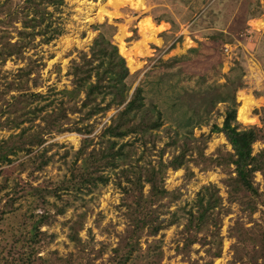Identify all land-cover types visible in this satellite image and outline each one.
Returning a JSON list of instances; mask_svg holds the SVG:
<instances>
[{
    "label": "rangeland",
    "instance_id": "obj_1",
    "mask_svg": "<svg viewBox=\"0 0 264 264\" xmlns=\"http://www.w3.org/2000/svg\"><path fill=\"white\" fill-rule=\"evenodd\" d=\"M65 3L59 20L64 34L47 45L38 43L37 38L36 47L25 52V59L9 60L2 65L0 76H6L7 82L17 78L21 68L29 67L32 73L28 91L44 95L45 100L48 97L55 99V107H58L59 92L75 87L74 77L70 74L74 61L79 62L83 52L89 54L94 40L104 33L117 46L119 53L123 45L125 54L135 60L136 69L128 67L130 94L142 86L146 105L158 103L164 111L165 123L155 132L158 135L155 145L148 143L145 146L141 141H135L133 136L120 140L118 145L134 142L125 150L130 151L129 159L135 165L137 161L138 165L157 167L160 160L167 164L179 154L184 135L188 139H199L193 145L201 144L205 157H216L219 151H232L223 134L211 133L214 123L222 125L225 112L231 107L229 102H217L208 118L204 119L206 122L189 126L192 110L198 109L201 102L196 94L199 90L205 95L234 96L236 121L242 128L257 127L260 130V139L253 145V153L264 150V0H65ZM149 22L155 31L145 34L144 29ZM99 25L105 26L98 28ZM124 58L128 66V59ZM174 58H180V61L173 62ZM240 78L242 86L239 87ZM34 81H37V86H33ZM4 82L5 79L0 77V83L5 86ZM5 98L9 99L10 94ZM240 98L252 102L249 117L254 119V123L245 124L238 118V111L244 103ZM45 100H40L41 104ZM107 100L109 97L105 98ZM123 108H113L94 116L87 122L93 126L92 132L87 135L65 132L46 136L45 145H52L48 151L52 160L43 171L33 172V176L28 175L32 167L19 173L17 165L25 160L22 157L13 165L1 167L0 170L7 169L8 172L0 176V184L8 178L10 186L0 192V198L11 191L14 182L27 188L29 185L56 186L69 176V169L74 165L79 167L81 161L77 165L74 162L82 140L93 139L90 149H99L104 127ZM84 113H69V116L79 119ZM182 113H186V117L180 118ZM179 124L187 125V128L180 127L177 135L174 130ZM189 130L193 131V135H188ZM9 134L1 131L0 138ZM176 138L178 141H175ZM197 155L196 152L187 155L190 161L185 166L166 169L164 188L176 195L158 200V203L155 201L154 206L161 203L168 205V213L162 214L161 219H169L175 212L182 215L184 211L181 209L190 210L204 187L215 185L222 198V206L229 209L227 214L222 212L220 216V256H211L219 240L215 241L210 235L206 239L215 241L212 246L196 242L182 252L185 236L182 233L183 218L180 224L171 225L156 236L148 234L146 228L139 234L138 240L135 234L132 244L126 247L128 230L136 217L122 205L124 194L117 184L115 172L106 170L102 174L111 177L107 184L99 183L91 192H84L81 198L59 190L63 201L47 195L48 202L42 204V200L34 201L27 193L25 197L18 198L13 206L6 207L5 212L4 204L0 203V264H10L28 251L23 237L28 225L25 228L22 225L23 212L29 213L34 209L36 213H42L46 210L55 216L56 208L52 204L65 205L66 200L70 205L65 206L64 213L56 215L52 225L41 228L47 235H53L52 241L48 238L47 242H51L39 252V257L49 262L71 256L73 264H116L120 261L122 264H242L234 258L236 239L232 237L231 229L238 220L249 228L254 227L255 222L262 223V210L260 208L261 211L254 212L250 217L241 205L229 203L226 186L229 170L207 167L202 162L197 164L192 160ZM255 183L264 196V179L260 173L256 174ZM126 184L122 181V185ZM149 189V185L144 183L140 199L148 198ZM83 211H87V217L84 228L79 232L81 243L76 245L68 237L69 225ZM198 237H202V233ZM244 260L247 261L246 258Z\"/></svg>",
    "mask_w": 264,
    "mask_h": 264
},
{
    "label": "trees",
    "instance_id": "obj_2",
    "mask_svg": "<svg viewBox=\"0 0 264 264\" xmlns=\"http://www.w3.org/2000/svg\"><path fill=\"white\" fill-rule=\"evenodd\" d=\"M65 4V0H0V67L9 60L25 59V52L36 47L37 38H39L38 43L47 45L62 36L64 27L59 20ZM104 26L99 25L98 28ZM179 61L180 58H174L173 62ZM31 73V68H21L17 78L9 82L6 81V76H0L5 79V86L0 83V132H10L6 137L0 138V168L13 165L22 157L25 160L17 165L19 173L32 167L33 170L29 171L28 175L33 176V172L43 171L52 160V157L48 156L52 145H45L46 136L65 132L87 135L93 128L87 122L94 116L99 113L104 114L113 108L119 109L122 106L124 108L120 109L111 119L110 124L104 127L100 135L102 146L99 149L95 147L90 149L94 144L93 139L82 140L80 149L75 153L76 161L74 162L76 165L78 161L81 163L79 167L74 165L72 169H69L68 177H64L56 186L51 184L53 187L50 188L32 185L27 188L26 185L14 182L11 191L0 198V203L4 204L3 212L7 210L6 207L13 206L18 198L25 197L27 193L33 197L34 201L42 200V204L48 202L47 195L63 201L58 194L59 190L70 193L75 198H81L84 192H91L93 188L98 187L99 183L107 184L111 177L102 173L110 170L115 172L117 184L124 194L122 205H125L136 217L132 228L128 230L126 247L132 244L131 240L135 238V234L138 240L139 234L146 228H148V234L156 236L161 230L180 224L183 218L185 222L182 233L185 236L182 252L189 250L196 242L212 246L218 239L215 251L211 253L212 257H218L222 248L218 230L221 225L220 216L222 212L227 214L229 209L222 206V198L215 185L204 187L190 210L181 209L184 211L182 215H177L178 212H175L169 219H161L162 214L168 213L166 210L168 205H161V203L157 207L154 206L155 201L158 203V200L176 195L164 188L166 169L168 167L178 169L185 166L190 161L187 160V155L196 152L197 158L192 160L198 162L197 164L202 162L207 167L217 166L229 170V176L226 179L229 203H238L250 217L261 208L262 223L255 222L254 227L249 228L238 220L231 229V235L236 239L233 245L235 260L242 264H264V196L255 183L257 173H260L264 179V150L253 153V145L260 139V130L257 127L242 128L236 121L237 103L234 96L228 98L222 95H205L199 90L196 94L201 100L200 105L198 109L192 110L191 118L188 119L189 126L201 125L214 110L213 107L217 102H229L231 107L229 106L225 112L222 125L214 123L211 133L223 134L232 148L231 152L219 151L216 157H205L204 147L201 144L193 145L199 139H188L187 135H184L181 137L184 142L180 146L179 154L174 155L167 164L160 160L157 167L151 164L138 165L137 161L135 165L129 159L130 151L125 150L134 142L118 145L120 140L133 136L135 141H141L145 146L148 143L155 145L154 142L158 138L155 132L165 123L164 111L158 103L151 102L146 105L145 90L142 86H138L130 94L132 88L127 81L130 72L126 60L104 33H100L94 40L89 54L83 52L80 61H74L70 74L74 77L75 87L72 90L59 92L61 98L57 100L60 102L58 107H55V99L48 97L45 100L44 95L28 91ZM92 76L94 81L91 82ZM239 80L240 87L242 86L241 78ZM37 84V81H34L33 86ZM82 93L83 97H81ZM8 94L10 98L6 99L5 96ZM106 97H109V100L105 101ZM40 100L46 102L41 104ZM66 110L70 114L84 111L85 113L79 119H72ZM185 114L182 113L180 118L186 117ZM38 120H40L39 123L36 122ZM180 127L187 128V125L179 124L174 130L175 134L178 135ZM12 130H18V132H11ZM187 133L193 135L192 130ZM177 139L175 141H178ZM7 172V169H1L0 176H4ZM122 181L127 184L122 185ZM144 183L150 187L148 198L140 199ZM8 186L10 185L6 178L4 183L0 184V192ZM52 205L56 208V216L63 214L65 206L70 205V202L66 200L65 205ZM21 216L23 227L28 225L27 233L23 235L28 251L10 264H73L71 256L52 262L39 257L40 250L53 239V235H47L41 228L52 225L56 220L54 215L46 210L36 213L32 209L29 213L23 212ZM86 217L87 211H83L69 225L68 237L76 245L81 243L79 232L84 228ZM213 228L218 231H214ZM199 233H202V237H198ZM209 235L215 241L207 240ZM48 238L51 241L47 242ZM207 250L210 252L211 249ZM116 264L122 263L120 261Z\"/></svg>",
    "mask_w": 264,
    "mask_h": 264
},
{
    "label": "bare ground",
    "instance_id": "obj_3",
    "mask_svg": "<svg viewBox=\"0 0 264 264\" xmlns=\"http://www.w3.org/2000/svg\"><path fill=\"white\" fill-rule=\"evenodd\" d=\"M109 1L111 2L112 0H109ZM135 8H136V6H135ZM137 8H139V7H137ZM162 29H163V27H162ZM144 31H145V34H149L153 31H155L154 26L152 24H150V22H149L147 24V27L144 29ZM125 51H126L125 47L123 45L120 46V53L128 59V67H130L132 70H135L136 69V66L134 65L135 60L133 59L132 56L126 55ZM240 99L243 100L244 103H242V105L238 111L239 112L238 118L245 124L254 123V119L249 117L250 110H251L250 106H251L252 102L248 101L247 99L245 100L244 98H240Z\"/></svg>",
    "mask_w": 264,
    "mask_h": 264
}]
</instances>
